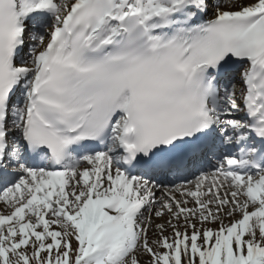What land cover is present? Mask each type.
Instances as JSON below:
<instances>
[{
  "label": "snow or ice",
  "instance_id": "1",
  "mask_svg": "<svg viewBox=\"0 0 264 264\" xmlns=\"http://www.w3.org/2000/svg\"><path fill=\"white\" fill-rule=\"evenodd\" d=\"M0 205V264H264V0H0Z\"/></svg>",
  "mask_w": 264,
  "mask_h": 264
},
{
  "label": "bare ground",
  "instance_id": "2",
  "mask_svg": "<svg viewBox=\"0 0 264 264\" xmlns=\"http://www.w3.org/2000/svg\"><path fill=\"white\" fill-rule=\"evenodd\" d=\"M0 207H2V205H0Z\"/></svg>",
  "mask_w": 264,
  "mask_h": 264
}]
</instances>
